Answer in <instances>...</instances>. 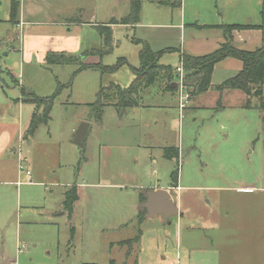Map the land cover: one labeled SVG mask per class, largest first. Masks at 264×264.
<instances>
[{"label":"rangeland","instance_id":"374dc122","mask_svg":"<svg viewBox=\"0 0 264 264\" xmlns=\"http://www.w3.org/2000/svg\"><path fill=\"white\" fill-rule=\"evenodd\" d=\"M15 1L20 26L10 21L12 1L0 0V123L8 124L13 135L9 151L13 159L28 164L32 182L26 183L22 175L19 186L0 185L1 225L7 214L0 230V264H190L189 257H202V235L215 244L216 231L204 233L203 228L208 221L216 222V204H233L237 198L246 210L251 204L248 197L212 191L211 186L239 187L254 177L264 184V112L256 109L264 103V87L263 101L250 97L252 109L244 108L243 93L231 95L224 110L212 109L208 94L197 108L188 101L180 112L178 94L159 73L150 84L142 81L133 95L149 108L119 113L104 97L115 100V88L126 90L135 83L133 69L139 68L141 46L131 28L111 24L127 17L130 0ZM169 2L141 0L138 19L154 25L181 20L183 27L264 21V0H173L174 7ZM102 26L110 28V48L98 56L104 48ZM67 28L71 39L62 42L56 33L66 34ZM72 38H78L76 43ZM56 43L76 60L42 62L41 51ZM91 53L108 71L82 68L90 66ZM168 55L161 63L178 66V58ZM101 88L105 95L97 105ZM49 100L48 123L39 122L29 134L33 115L41 118ZM81 123H87L88 130L79 147L74 138ZM160 149L178 152V180L187 189L176 202L177 217L144 219L138 228L141 188H168L170 172L177 166L162 158ZM73 186L80 197L70 217L63 200ZM256 200L263 202L264 194ZM49 211L55 224L45 223ZM139 235L137 242L118 244Z\"/></svg>","mask_w":264,"mask_h":264},{"label":"crops","instance_id":"0c3cea01","mask_svg":"<svg viewBox=\"0 0 264 264\" xmlns=\"http://www.w3.org/2000/svg\"><path fill=\"white\" fill-rule=\"evenodd\" d=\"M169 1H170L169 4L174 7V5H172L173 0H169ZM181 7L182 4H180V8ZM181 19H182V15H181ZM16 23H17L16 26L18 24L20 26L19 21H17ZM77 24L79 23H67L65 24V26L66 27H70L74 25L77 26ZM247 25H249L250 28L232 31L231 44L234 48L238 50L254 52L259 48H261L262 45H264V39H263L264 21L262 25L246 24L241 26H247ZM122 26L126 28H131L134 31V35H136V40L145 43L149 47L152 53H159V56L157 58V64L161 67L172 68L171 70L173 71L175 78H176L175 71L182 63V57L184 55L189 57H203L212 54L226 42V38H227V33L224 31V27H225L224 25L195 24V23L190 25L188 24L187 27H190L189 29L191 30H189L187 33L186 32L187 27L186 26L183 27L181 20L177 24L171 23L168 25L144 24L139 20L135 24L122 25ZM70 32L71 29L67 28L66 34L56 33V38L61 40L62 42H66V41L69 42V39H71V37H69ZM72 39L74 40L75 43L78 40V38H72ZM52 48L54 47H47L43 51V53L41 51L42 62L45 63V57L48 53L64 54L66 56H71L69 55V52L65 50L63 47H58L57 43L55 45V48L54 49ZM165 55H168L166 57L175 56L176 59L178 58L179 65L172 66V65L162 64L161 60L164 62L166 61L164 60ZM89 56L90 57H88V59L90 60V65H96L97 63L100 62L99 57H97V55L91 53L89 54ZM242 67H243L242 62L232 57H228L219 61L214 65L213 68L211 81H210L211 87L206 92L191 97L189 102L193 103L195 108H197L200 105L201 97L209 94L212 99L211 101L213 105L212 109L217 108L219 110H224L225 107L230 104L229 99L231 95H239L242 92L234 91V90L218 91L216 90V87L220 86L223 82L234 77L238 72L242 70ZM216 73H219L220 77H217L215 79ZM172 83H176V82L173 81ZM170 88L174 90V91L172 90L173 91L172 93L175 94L176 87L173 88L170 85ZM244 98L246 99L245 95ZM224 100H226V103L224 102ZM139 107L149 108L148 106H142V105H139L134 108H139ZM259 107L261 108L260 110L258 109ZM259 107L257 108L255 107L257 111L264 112V103H262ZM251 109H252V105H251ZM29 126H28V130H29ZM0 130H1L0 131V185L5 187L11 185L19 186L22 184L21 183L22 179H19V177L22 175L25 177L26 183H31L32 181H30V178L32 174L28 164L25 162L23 163V160L20 157L13 159L12 158L13 156L9 151V148L13 143L12 142L13 135H11L8 132V124L0 123ZM22 130L20 129V133H22ZM20 133L18 135V138L21 140H25L24 138H22V134L20 135ZM33 134L34 133H32V135ZM14 151L15 150H13V152ZM161 153H162L161 155L162 158L172 161V163L176 164L177 166L176 168L174 166V169L170 172L169 178L171 185L168 188H161L159 186L143 187L141 188L143 189L141 193L137 192L138 214H136V216L138 217L140 212H144L145 213L144 219L146 220L154 219L156 216H161V215H155L153 218H148L146 216V211L141 208V204L146 201L147 191L151 190L156 192L158 190H165L169 194L173 203L176 205V202L179 203V201L181 200L182 190L187 189L181 186L182 179L180 178V180H178L179 173L176 183L172 184L171 181L172 172L174 170L180 169L179 167L180 163L178 162L180 155L178 154V152L175 153L174 150L167 151L164 149V152H162L161 150ZM152 162L155 163L156 160L153 159ZM26 172H30V175L28 176ZM253 179L254 180L245 183L242 182L241 185H239V187H231L230 185L211 186L210 189H212V191L222 192L223 194L230 193L234 197L235 196L248 197L251 199V204L248 207L249 210H246V207L240 204L239 202L241 200L240 198H237L238 200L235 201V203L233 204H231L232 201H227V200L217 203L216 209H218L219 216L216 222L208 221L207 224L205 225L207 228H203L204 233L205 231L209 232V230L216 231L215 244L213 242V239L211 240V237L203 234L200 239V242H201V251H203L204 254H201L202 257L200 258L193 257L191 259L189 257L188 261L190 264H196L195 261H199L200 264H264V201L259 202L258 200H256L258 194H264V184H261L260 181H258V177H254ZM75 188L77 189L78 198L73 204L71 215L73 214L74 205L78 202L80 197L79 188L78 187ZM65 193H64V197H65ZM252 208L255 209L254 213L251 212ZM177 209H179V207H177ZM61 214L63 215V213ZM45 216L46 215L43 213L40 215L42 219H44ZM170 218H168L167 220L169 221ZM163 220L165 219L163 218ZM6 222H7V214L5 215V220L3 225L0 224V230L1 228H3V226H5ZM45 223L55 224V222L53 221L52 212L49 211L48 221ZM15 230H16L15 233L16 244H18L19 232H18L17 222H16ZM6 264H13L12 260L10 261L6 260Z\"/></svg>","mask_w":264,"mask_h":264},{"label":"trees","instance_id":"16d2710c","mask_svg":"<svg viewBox=\"0 0 264 264\" xmlns=\"http://www.w3.org/2000/svg\"><path fill=\"white\" fill-rule=\"evenodd\" d=\"M10 6V21H16V14L18 3L15 0H11ZM173 5V3H172ZM176 6L180 7V2L178 1ZM141 11V0H130V11L127 17L123 18L120 22L112 21L113 24H120V25H132L139 21L138 17L140 16ZM250 28L249 25L241 26V25H227L224 27V31L227 33L226 42L215 52L212 54L203 56V57H189L184 55L182 57V67L185 73V87L187 92L189 93L190 97L199 95L203 92H206L210 87L211 75L213 72L214 65L219 61L232 57L242 62L243 67L240 72H238L234 77L230 78L229 80L223 82L220 86L216 87L218 91L224 90H234L242 92L246 96V103L244 104V108H251L250 104V97H257L259 100H262L261 89L264 85V46L256 50L254 52H247L242 51L234 48L231 44V33L234 30H242ZM100 31L103 35V42L104 48L100 49L101 51L97 53L103 54L109 51V43H110V28L108 27H100ZM136 43L141 45V49L139 51V68L133 69L135 73V83L126 90L117 89V96L115 100L111 99L110 96H105L104 98L110 102V104L117 108L119 113H122L127 108H134L140 105V103L134 101L133 95L135 94L136 90L142 84V81L146 82L147 84L152 83L156 80V77L159 73L162 74L163 80L166 81V86L168 89L173 90L170 88V85L173 81H176L175 75L172 68L170 67H161L157 64V58L159 53H152L149 47L140 41L135 40ZM73 56H66L64 54H53L48 53L45 57V64H67L72 63ZM83 69H100L103 71H108L107 67H101L100 63L96 65H90L82 67ZM117 67L111 69L110 71L116 70ZM165 86V87H166ZM174 91V90H173ZM105 95V91L103 88L97 93V105L100 104V100ZM51 101H47V106L44 111V114L41 118H38L33 115L32 121L29 126L28 133L32 134L38 123L43 122L44 124L48 123V114L51 108ZM263 108V107H262ZM261 109L260 107L258 108ZM178 178V170H174L171 174V181L172 184H175ZM77 189L72 187L65 193L64 197V207L71 215L72 207L74 202L77 200ZM143 200V197H142ZM145 218V213L140 212L137 222L138 228L142 221ZM140 229L138 230L137 234H140ZM140 235L136 236V238L132 240H125L124 242L119 243L120 246L127 245L131 242L139 241Z\"/></svg>","mask_w":264,"mask_h":264},{"label":"water","instance_id":"95a60500","mask_svg":"<svg viewBox=\"0 0 264 264\" xmlns=\"http://www.w3.org/2000/svg\"><path fill=\"white\" fill-rule=\"evenodd\" d=\"M171 87L175 88L176 83H172ZM88 130L87 123H81L75 132L74 142L77 146H83V139ZM141 208L146 211L148 218H153L155 215H161L165 220L172 217L178 216L179 211L177 206L171 200L169 194L165 190L147 191L146 201L141 204Z\"/></svg>","mask_w":264,"mask_h":264},{"label":"built area","instance_id":"2783aa9c","mask_svg":"<svg viewBox=\"0 0 264 264\" xmlns=\"http://www.w3.org/2000/svg\"><path fill=\"white\" fill-rule=\"evenodd\" d=\"M175 72H176V81H175L176 82V93L178 94V109L181 112L183 109H185L186 103L190 99V95L187 92L185 84H184L185 74L183 71L182 63L176 69ZM26 174L29 176L30 172H26Z\"/></svg>","mask_w":264,"mask_h":264}]
</instances>
